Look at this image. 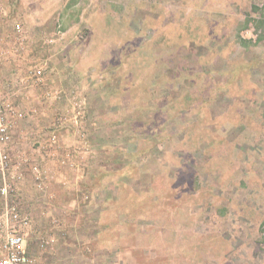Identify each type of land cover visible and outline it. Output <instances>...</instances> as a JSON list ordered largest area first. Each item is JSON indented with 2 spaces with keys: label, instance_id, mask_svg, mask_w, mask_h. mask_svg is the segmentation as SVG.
I'll list each match as a JSON object with an SVG mask.
<instances>
[{
  "label": "rangeland",
  "instance_id": "374dc122",
  "mask_svg": "<svg viewBox=\"0 0 264 264\" xmlns=\"http://www.w3.org/2000/svg\"><path fill=\"white\" fill-rule=\"evenodd\" d=\"M0 111L31 264H264V0H0Z\"/></svg>",
  "mask_w": 264,
  "mask_h": 264
},
{
  "label": "built area",
  "instance_id": "2783aa9c",
  "mask_svg": "<svg viewBox=\"0 0 264 264\" xmlns=\"http://www.w3.org/2000/svg\"><path fill=\"white\" fill-rule=\"evenodd\" d=\"M3 121L4 117L0 111V141H4L8 135V125ZM7 165V157L0 155V174L3 181L6 179ZM33 171L38 174L37 167H33ZM0 193V264H31L25 234V229L30 224L29 217L21 213L16 202L9 200L5 182Z\"/></svg>",
  "mask_w": 264,
  "mask_h": 264
}]
</instances>
